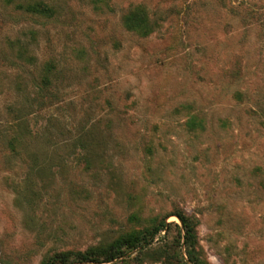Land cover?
I'll return each instance as SVG.
<instances>
[{
	"label": "rangeland",
	"instance_id": "rangeland-1",
	"mask_svg": "<svg viewBox=\"0 0 264 264\" xmlns=\"http://www.w3.org/2000/svg\"><path fill=\"white\" fill-rule=\"evenodd\" d=\"M174 212L202 264H264V0H0V264H195Z\"/></svg>",
	"mask_w": 264,
	"mask_h": 264
},
{
	"label": "trees",
	"instance_id": "trees-1",
	"mask_svg": "<svg viewBox=\"0 0 264 264\" xmlns=\"http://www.w3.org/2000/svg\"><path fill=\"white\" fill-rule=\"evenodd\" d=\"M19 7L25 8V10L29 12L46 14L49 16L54 13L53 8L49 4L42 1H38V2L36 1L34 3H30L26 7L25 6L23 7V5H20ZM127 25L131 29L137 31H144L149 28L147 15L138 14L137 17L135 18L132 17ZM55 68H56L55 64L47 65L46 73L42 78V80L44 81L43 83H46V85H48L51 82V76L49 75L50 73L54 72ZM174 213L179 216V218L183 223L184 244L186 245L188 256L195 264H202L197 252L195 253V248L197 244L196 221L192 219L191 216L187 215L184 212H174ZM167 216L164 217V219L159 225L152 228V230L133 231L117 238L116 240H114L113 242L107 245L92 246L85 251H80L77 253V260L111 261L125 254L127 250L134 249L141 245H146L152 239H154L157 234H159L161 231L165 229L167 225L165 218ZM181 239H182V235L180 231L179 233L180 242ZM55 261H59L62 264H69L71 261L70 252L66 251L53 256L50 259L49 264H55Z\"/></svg>",
	"mask_w": 264,
	"mask_h": 264
},
{
	"label": "water",
	"instance_id": "water-1",
	"mask_svg": "<svg viewBox=\"0 0 264 264\" xmlns=\"http://www.w3.org/2000/svg\"><path fill=\"white\" fill-rule=\"evenodd\" d=\"M181 224H182V226H183V223H182V221H181Z\"/></svg>",
	"mask_w": 264,
	"mask_h": 264
}]
</instances>
